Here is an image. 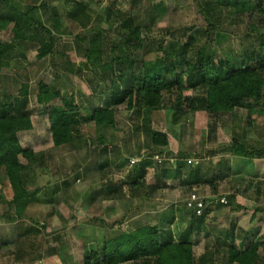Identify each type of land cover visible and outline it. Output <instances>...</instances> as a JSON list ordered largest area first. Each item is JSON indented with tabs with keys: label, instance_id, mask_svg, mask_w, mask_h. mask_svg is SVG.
<instances>
[{
	"label": "rangeland",
	"instance_id": "obj_1",
	"mask_svg": "<svg viewBox=\"0 0 264 264\" xmlns=\"http://www.w3.org/2000/svg\"><path fill=\"white\" fill-rule=\"evenodd\" d=\"M8 1L34 12L23 26L24 38L13 41L16 22L9 17L15 11L0 3V43H13L0 72V111L32 121L19 137L36 155L24 185L38 194L18 216L9 206L15 193L1 179L0 264H84L105 241L156 225L162 243L182 241L193 225L189 239L197 264H237L230 263V249L248 247L258 252L251 263L264 264V99L210 113L198 86L183 91L179 111L172 94L154 111L136 101L128 108L126 99L113 107L111 127L90 120L94 109L109 107L114 81L121 92L134 91L119 80L122 71L155 59L159 46L177 56L191 43L185 53L190 63L211 55L217 65L232 63L226 71L240 68L245 53L264 48V0H251L254 8L239 12L234 0ZM135 29L141 41L132 38ZM50 40L53 53L39 59ZM92 43L98 51L90 57ZM40 83L73 96L79 106L71 140L60 147L53 145L44 114L49 105L38 103ZM153 131L167 134L168 146L153 145ZM233 140L253 156L225 152ZM157 154L163 164L154 162ZM133 159L139 162L132 165ZM141 163L145 169L137 167ZM196 171L200 182L187 184ZM193 193L206 203L202 222L186 206Z\"/></svg>",
	"mask_w": 264,
	"mask_h": 264
},
{
	"label": "trees",
	"instance_id": "obj_2",
	"mask_svg": "<svg viewBox=\"0 0 264 264\" xmlns=\"http://www.w3.org/2000/svg\"><path fill=\"white\" fill-rule=\"evenodd\" d=\"M234 1L239 8L238 12L243 9L251 10L254 8L251 0ZM0 3L7 4L15 11L9 17L11 22H16L13 41L22 40L25 34L23 26L29 24L30 19L28 18H31L34 9L23 13L18 5L10 4L8 0H3ZM80 8V5L77 6L78 12ZM260 10L263 11L261 8ZM39 28H41L40 25ZM131 32L132 38L141 41L139 29ZM12 44L0 43V72L5 65L7 66L4 58L10 54ZM190 45L191 43L187 45V48ZM53 48L54 43L50 40V43L45 44L38 58L42 59L49 56L53 53ZM187 48L174 56L171 51L164 50L163 46H159L155 59L145 61L136 68L131 67L128 71H122L119 80L134 91L121 92V84L114 81L112 94L109 96V107L94 109L90 120L99 128L111 127L115 124L113 107L123 103L126 99L128 100V108L132 109L136 101L145 110L154 111L160 109L165 95L172 94H175L176 97L175 109L179 111L185 101L183 91L198 86L205 90V109L210 113L232 112L237 108L248 106L251 101L261 102L264 99L263 47L257 51L253 49L245 53L241 60V67L229 69V71H226L225 68L231 67V62L222 60L221 65H217L215 58L211 55L200 57L194 64L190 63L185 59ZM96 51L98 50L94 48L92 43L87 56H93ZM126 96L128 97L126 98ZM57 98H62L61 104L53 103ZM75 101L73 96L52 92L46 84H39L38 103L49 105L44 114L49 116L51 138L55 147H60L71 140L72 114L79 110ZM19 114L20 112L12 117L7 115L6 109L0 111V182L3 178L11 185L15 194L13 199L9 201V206L15 205L17 215L22 216L29 198L37 195L38 191L30 194L24 185L25 176H29L26 173L33 171L36 155L33 150H26L20 144L19 134L31 130L33 124L29 116ZM151 140L155 146L165 147L169 144L168 135L157 131L151 133ZM262 151L264 152V149ZM225 152L244 158H250L254 154L249 152L243 143H238L236 140H233L226 147ZM20 158H23L25 162H22ZM146 166L145 163H141L137 167L145 169ZM240 171L241 169L237 166L235 168L236 174H240ZM198 172L196 171L197 175L191 174L194 178L190 177L191 181L188 180L187 184L193 185L200 182L198 181L200 180ZM206 214L207 211L202 216H197L195 213L192 215L202 222L205 220ZM193 230L194 226L192 225L185 233L182 241L162 243L161 234L163 235V233L159 226H144L133 233L123 234L105 241L100 250L91 251L85 257L84 264H126L139 261L142 264H197L198 260L194 255L193 244L189 239ZM171 234V232L164 233L165 236H171ZM257 257L258 252L253 247H248L243 252L230 249V263L250 264L256 261ZM204 258L201 257L199 261L204 260Z\"/></svg>",
	"mask_w": 264,
	"mask_h": 264
},
{
	"label": "built area",
	"instance_id": "obj_3",
	"mask_svg": "<svg viewBox=\"0 0 264 264\" xmlns=\"http://www.w3.org/2000/svg\"><path fill=\"white\" fill-rule=\"evenodd\" d=\"M154 162L158 164H163L165 158L161 154H157L153 157ZM172 162V160L175 159H168ZM139 161L137 159L131 160L132 165L137 164ZM189 163H192V161H189ZM222 204H228V201L226 198H222L220 201ZM186 206L188 209L192 210L197 216H202L204 214L206 203L203 198L198 196L196 193L191 194L190 198L188 199Z\"/></svg>",
	"mask_w": 264,
	"mask_h": 264
},
{
	"label": "crops",
	"instance_id": "obj_4",
	"mask_svg": "<svg viewBox=\"0 0 264 264\" xmlns=\"http://www.w3.org/2000/svg\"><path fill=\"white\" fill-rule=\"evenodd\" d=\"M20 138V137H19ZM185 209V208H184ZM158 226V225H157Z\"/></svg>",
	"mask_w": 264,
	"mask_h": 264
}]
</instances>
